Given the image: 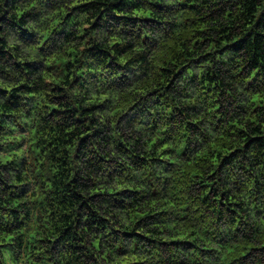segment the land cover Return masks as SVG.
<instances>
[{"label": "trees", "instance_id": "1", "mask_svg": "<svg viewBox=\"0 0 264 264\" xmlns=\"http://www.w3.org/2000/svg\"><path fill=\"white\" fill-rule=\"evenodd\" d=\"M0 264H264V0H0Z\"/></svg>", "mask_w": 264, "mask_h": 264}]
</instances>
